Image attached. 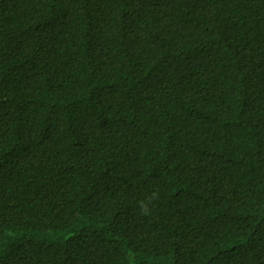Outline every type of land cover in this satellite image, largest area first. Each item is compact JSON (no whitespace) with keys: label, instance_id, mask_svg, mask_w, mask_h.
Here are the masks:
<instances>
[{"label":"trees","instance_id":"1","mask_svg":"<svg viewBox=\"0 0 264 264\" xmlns=\"http://www.w3.org/2000/svg\"><path fill=\"white\" fill-rule=\"evenodd\" d=\"M0 264H264V0H0Z\"/></svg>","mask_w":264,"mask_h":264},{"label":"clouds","instance_id":"2","mask_svg":"<svg viewBox=\"0 0 264 264\" xmlns=\"http://www.w3.org/2000/svg\"><path fill=\"white\" fill-rule=\"evenodd\" d=\"M159 198L158 192L152 193L147 202H140L139 208L143 215H150V210L148 205L153 201Z\"/></svg>","mask_w":264,"mask_h":264}]
</instances>
